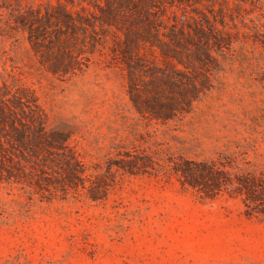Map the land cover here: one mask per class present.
<instances>
[{
    "label": "rangeland",
    "instance_id": "rangeland-1",
    "mask_svg": "<svg viewBox=\"0 0 264 264\" xmlns=\"http://www.w3.org/2000/svg\"><path fill=\"white\" fill-rule=\"evenodd\" d=\"M197 1L192 8L212 24L218 60L192 110L162 121L136 109L113 50L125 37L129 0H0V96L23 101L61 132L88 173L111 168L115 177L98 200L34 194L25 178L2 183L0 264H264V212L244 193L229 186L206 197L164 168L130 174L120 166L132 153L152 156L158 168L177 158L221 160L264 181V0ZM111 7L118 21L98 25L95 39L78 30L79 12L99 16ZM64 14L73 29L60 21ZM59 41L80 70H51ZM49 177L61 185L55 170Z\"/></svg>",
    "mask_w": 264,
    "mask_h": 264
},
{
    "label": "trees",
    "instance_id": "trees-1",
    "mask_svg": "<svg viewBox=\"0 0 264 264\" xmlns=\"http://www.w3.org/2000/svg\"><path fill=\"white\" fill-rule=\"evenodd\" d=\"M192 4L191 0H129L126 6L129 13L125 15L128 24L125 37L116 40L113 50L122 58L127 70L131 99L144 115L162 121L180 117L189 113L210 87L211 69L218 60L210 47L213 39L208 28L211 29L212 24L209 25L206 13L193 9ZM168 9L172 10V20ZM100 10L99 16L78 13V30L93 31V39L98 25L103 29L105 23L118 21L115 7ZM179 10L181 13L176 12ZM59 19L70 28L75 27L72 16L64 14ZM36 27L39 36L47 38L46 32L41 30L43 25ZM215 29L218 31L217 25ZM59 42L61 56L51 70L65 73L80 70V60L77 65L74 53ZM37 43L41 46L40 40ZM47 47L51 50V44ZM157 53L165 57L164 64L156 63ZM11 102L0 96V185L24 183L25 178L34 194L57 195L63 190L92 200L105 198L115 181L111 168L106 173H88L87 166L69 148L61 132L49 131L41 116L26 109L28 104ZM129 157L120 166L130 174L147 172L150 167L164 168L165 172L177 173L183 185L211 198L232 186L245 194L246 201L260 205L264 212V181L251 173H233L221 160L177 158L158 168L150 155L132 153ZM49 169L61 175V185L47 183L51 180Z\"/></svg>",
    "mask_w": 264,
    "mask_h": 264
}]
</instances>
